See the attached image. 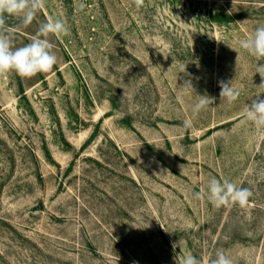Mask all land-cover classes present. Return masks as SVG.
Listing matches in <instances>:
<instances>
[{"label": "rangeland", "instance_id": "1", "mask_svg": "<svg viewBox=\"0 0 264 264\" xmlns=\"http://www.w3.org/2000/svg\"><path fill=\"white\" fill-rule=\"evenodd\" d=\"M49 17L70 27L53 70L0 76V264H264V129L243 114L264 59L239 48L264 0H46L6 17L14 47ZM196 94L214 99L193 117ZM213 177L248 205L196 198Z\"/></svg>", "mask_w": 264, "mask_h": 264}, {"label": "clouds", "instance_id": "2", "mask_svg": "<svg viewBox=\"0 0 264 264\" xmlns=\"http://www.w3.org/2000/svg\"><path fill=\"white\" fill-rule=\"evenodd\" d=\"M133 2L139 9L144 5L145 0H133ZM45 3L46 0H0V76L15 72L21 78H32L37 74L53 70L57 57L52 51L53 44L48 37L50 35L57 38L67 36L70 27L65 20L49 17L40 24L31 41L20 47H14L9 38L8 29L5 27L7 16L16 17L25 27L29 26L35 20L37 13L45 7ZM239 48L257 61L264 59V23L259 24L251 35L240 39ZM255 73L260 76V83L255 86L260 91L255 94L254 99H251L250 104H245L243 114L244 118L257 129H264V96L261 95L264 94V64H258ZM219 86L220 99L226 100L229 105L237 101L241 95V90L234 88L232 82L221 81ZM181 88L195 93L191 80H185ZM196 97V103L191 109L193 117L202 110H206L214 99L198 94ZM183 124L185 127H190L192 120L185 119ZM195 196L198 199L206 198L215 208L231 205L243 208L248 205L253 192L249 188L238 187L227 179L220 180L213 177L208 181L207 190H201L195 193ZM178 244L179 242H174L173 248H176ZM179 264H201V262L194 255L188 254L180 257ZM211 264H233V261L224 251L218 250Z\"/></svg>", "mask_w": 264, "mask_h": 264}]
</instances>
